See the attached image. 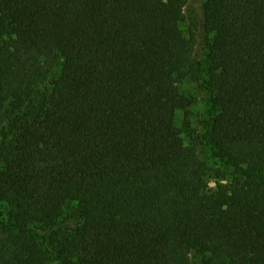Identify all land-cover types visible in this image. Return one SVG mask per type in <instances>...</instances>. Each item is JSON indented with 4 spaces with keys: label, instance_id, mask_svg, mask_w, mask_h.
<instances>
[{
    "label": "trees",
    "instance_id": "1",
    "mask_svg": "<svg viewBox=\"0 0 264 264\" xmlns=\"http://www.w3.org/2000/svg\"><path fill=\"white\" fill-rule=\"evenodd\" d=\"M184 7L0 0V264H264V0Z\"/></svg>",
    "mask_w": 264,
    "mask_h": 264
},
{
    "label": "rangeland",
    "instance_id": "2",
    "mask_svg": "<svg viewBox=\"0 0 264 264\" xmlns=\"http://www.w3.org/2000/svg\"><path fill=\"white\" fill-rule=\"evenodd\" d=\"M181 29L185 36L193 34L196 40L194 55L196 58L202 59L205 56L204 38L205 31L203 27V18L201 14V0H185L184 19L181 24ZM182 91L188 95L195 97V103L190 110V121L192 128L198 133L200 130V120L205 117L211 110L210 104L200 93L198 87L194 83L186 82ZM203 156L210 167L216 168L217 165L222 163L218 158L212 156L209 152L204 150ZM212 156V157H211ZM214 181H209V189L214 188Z\"/></svg>",
    "mask_w": 264,
    "mask_h": 264
}]
</instances>
